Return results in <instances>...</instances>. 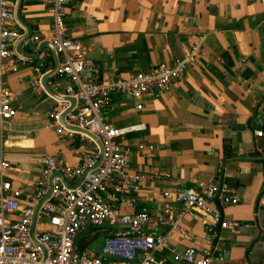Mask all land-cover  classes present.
<instances>
[{
	"label": "crops",
	"instance_id": "1",
	"mask_svg": "<svg viewBox=\"0 0 264 264\" xmlns=\"http://www.w3.org/2000/svg\"><path fill=\"white\" fill-rule=\"evenodd\" d=\"M13 1L16 9L19 0ZM20 17L24 24L16 19L13 27L22 37L26 24L32 35L21 46L25 55L16 51L21 37L11 50L25 62L0 79L4 87L19 93L13 104L22 108L0 123V156L10 163L6 178L23 189L20 201L28 204L26 194L34 190L42 156L61 157L76 166L97 145L79 135H59L47 112L69 103L31 89V81L39 74L42 81L55 65L47 46L49 3L22 0ZM64 22L81 43L85 58L98 66L99 81L173 63L202 37V54L167 91L146 94L140 101L117 91L104 105L103 115L112 125H142L119 142L132 151L129 170L144 175L145 181L114 205L121 213L147 208L146 233L165 234L177 251L193 246L202 255L207 250L209 264H264V135L255 133L264 134V0H69ZM33 36L40 40L33 41ZM52 80L62 87L69 84L58 73L49 77ZM136 103L142 107L135 108ZM139 147L144 151L136 153ZM222 173L238 200L218 207L232 226L220 228L216 246L217 224L201 214L185 215L182 232L170 230L169 217L181 204L164 197L163 191L219 183ZM78 179L67 181L76 184ZM38 222L36 228L48 227L44 218ZM110 229L107 222L91 226L76 237V244L84 237V248L99 255ZM156 255L170 260L172 252Z\"/></svg>",
	"mask_w": 264,
	"mask_h": 264
},
{
	"label": "built area",
	"instance_id": "2",
	"mask_svg": "<svg viewBox=\"0 0 264 264\" xmlns=\"http://www.w3.org/2000/svg\"><path fill=\"white\" fill-rule=\"evenodd\" d=\"M46 1L52 14L48 37L60 59L55 73L66 76L69 81L64 87L58 80L48 81L47 85L54 93L75 99L72 112L65 118L68 127L58 121L60 113L66 109L63 104L49 108V123L65 138L79 135L82 140L94 142L85 132L69 127L97 136L102 145V159L97 164L100 158L98 146L85 153L76 166L65 163L61 157L42 156L34 190L26 194L28 204H23L20 201L23 189L13 186L6 178L10 163L0 156V264H209L211 257L207 250L202 255H198L193 246L177 251L170 248L165 234L146 233L144 228L150 216L147 208L133 213H121L116 208L115 201L137 192L145 181L144 175L129 170L132 151L119 142L125 133L142 125L116 127L103 115V107L114 92H126L134 101H140L146 94L158 95L167 91L171 83L183 76L186 67L202 54V37L196 38L189 50L173 63L160 62L126 77L116 75L99 81L96 80L98 66L85 58L81 43L69 34L65 25L69 0ZM14 23V1L0 0V76L7 71H16L25 62L23 57H13L11 50L22 35L13 27ZM32 40L38 42L40 39L33 36ZM87 72H90L89 77ZM30 86L35 93L45 92L41 74ZM17 95L18 92L4 87L0 79V123L15 117L22 108L13 104ZM141 107V103L135 104V108ZM255 133L264 135L262 130ZM141 151H144L143 147L135 152ZM55 172H60L66 180L84 177L75 187H68L58 177L54 178L50 196L40 204L35 223L38 226V219L44 218L48 227H35L32 233L35 207L45 196L49 177ZM163 196L181 204L169 217L170 230L182 232L181 222L187 214H201L212 225L221 221V227L232 226V222L223 220L217 206V202L227 205L238 200L235 189L227 183L200 182L197 187L164 190ZM104 222L111 229L103 239L100 254L80 249L76 237L88 226H100ZM167 249L172 252L170 260L157 257V252Z\"/></svg>",
	"mask_w": 264,
	"mask_h": 264
},
{
	"label": "water",
	"instance_id": "3",
	"mask_svg": "<svg viewBox=\"0 0 264 264\" xmlns=\"http://www.w3.org/2000/svg\"><path fill=\"white\" fill-rule=\"evenodd\" d=\"M21 1L22 0H19L18 3H17V7L15 9V16H16V19L21 23V24H24L21 17H20V10H21ZM26 26V34L23 35L20 39H18V42H17V45H16V51L20 54H23L25 55V53L21 50V46L22 44L27 41L31 35H32V31L29 30L27 28V25L25 24ZM48 48L50 49L54 59H55V65L53 67V69H51L49 72L45 73V75L43 76L42 78V84H43V87L45 89L46 92H48L50 95H53L56 99L60 100V101H65V102H68L69 105L68 107H66L65 110H63L60 115H59V118H58V121L61 125L65 126V127H68L66 121H65V118L67 117V115L69 113L72 112L73 110V107L75 105V99L73 97H69V96H60L56 93H54L53 91H51V89L49 88V86L47 85V82L49 80V77L55 73L56 71V68L58 66V63H59V57L58 55L56 54L54 48H53V45L50 43V44H47ZM41 47V46H40ZM37 52H39V49L37 50ZM69 128H72V129H75L77 131H82V132H85L88 136H90L94 141L95 143L97 144L98 146V149H99V152H100V158H99V161L97 164H99L101 162V159H102V145H101V142L99 140V138L95 135H93L92 133H89L87 131H84V130H81L77 127H69ZM55 177H58L62 183L68 187H75L76 185L79 184V182L83 179L84 175H82L79 179H78V182L76 184H69L68 181L63 177V175L60 173V172H55L53 173L50 177H49V180H48V190L45 194V196L43 197V199L36 205L35 207V213H34V216H33V221H32V225H31V229H32V233L34 232V229H35V223H36V220H37V215H38V210H39V206L40 204L46 200L47 198H49L50 196V193H51V189H52V185H53V180ZM223 183V173L220 175L219 177V185H221ZM217 206L220 207V204L217 202ZM252 221H246V223H251ZM220 228H221V221L217 223V229H216V232H215V237H214V246H216L217 244V239H218V236H219V232H220Z\"/></svg>",
	"mask_w": 264,
	"mask_h": 264
},
{
	"label": "trees",
	"instance_id": "4",
	"mask_svg": "<svg viewBox=\"0 0 264 264\" xmlns=\"http://www.w3.org/2000/svg\"><path fill=\"white\" fill-rule=\"evenodd\" d=\"M87 244V241H85L84 237H80L77 239V245L80 249H84V246Z\"/></svg>",
	"mask_w": 264,
	"mask_h": 264
},
{
	"label": "rangeland",
	"instance_id": "5",
	"mask_svg": "<svg viewBox=\"0 0 264 264\" xmlns=\"http://www.w3.org/2000/svg\"><path fill=\"white\" fill-rule=\"evenodd\" d=\"M88 228H91V226H88L87 229H88ZM87 229H86V230H87Z\"/></svg>",
	"mask_w": 264,
	"mask_h": 264
}]
</instances>
